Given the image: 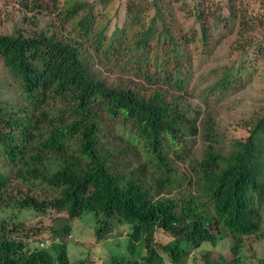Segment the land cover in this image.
I'll return each mask as SVG.
<instances>
[{
  "label": "trees",
  "instance_id": "obj_1",
  "mask_svg": "<svg viewBox=\"0 0 264 264\" xmlns=\"http://www.w3.org/2000/svg\"><path fill=\"white\" fill-rule=\"evenodd\" d=\"M44 1L56 7L45 28L0 34L12 95L0 102V264H96L72 262L66 243L89 213L97 242L118 227L128 238L104 264H251L243 248L264 242V94L233 139L188 96L198 58L232 24L231 63L209 73L204 100L264 70V0H124L113 17L111 0ZM11 202L49 212V237L31 246L10 230ZM224 232L229 254L202 248Z\"/></svg>",
  "mask_w": 264,
  "mask_h": 264
},
{
  "label": "rangeland",
  "instance_id": "obj_2",
  "mask_svg": "<svg viewBox=\"0 0 264 264\" xmlns=\"http://www.w3.org/2000/svg\"><path fill=\"white\" fill-rule=\"evenodd\" d=\"M0 0V34H14L16 31L25 35H32L38 29L45 28L54 17L56 7L48 8L44 0ZM98 2L99 0H89ZM124 0H111L106 6V11L110 17H113L116 11L121 8ZM193 5L196 0H188ZM222 3V0H217ZM40 5L36 7L35 3ZM103 8V6H101ZM235 31L237 26L232 24L228 28H224L221 34L227 35L217 51L212 57L198 58L197 79H201L194 85V91L188 100L197 109L203 110L204 117H210L211 122L220 132H227L229 139L243 137L246 130L241 127L254 110L260 104V99L264 94V70L248 73L251 76L241 91L229 92L223 99L218 100L217 94H211L208 97L209 102L204 100L210 84L209 73L217 67L231 63L230 45L235 39ZM232 32V34H228ZM236 59V57L234 58ZM104 73L109 75L104 69ZM7 71L0 65V102H8L12 97L9 94V88L4 86V78ZM111 76V75H110ZM113 78V76H111ZM8 83V82H7ZM208 106L213 112H209ZM213 113V114H209ZM175 194V192H173ZM1 217L4 218L7 227L12 230L16 229L15 234L19 237L29 236L32 241L31 246L41 243L45 237L51 234L50 223L51 216L48 212L45 216L38 215L36 212L28 209L20 208L18 202L9 203L3 211ZM58 220V224H59ZM39 223L40 226H39ZM56 225V223H55ZM98 221L94 214H85L80 218L72 220L68 226V233L71 236L67 240L68 255L72 262L82 259H92L96 264H104L108 262L113 255L127 254V236L121 232L125 228L118 227L106 241L97 242L95 238V230L98 227ZM45 235V236H44ZM68 235V236H69ZM219 240L215 247L209 243H205L202 248L213 250L218 253H230V247L233 241L225 232L220 234ZM158 242H167L169 239L161 233L156 235ZM198 251V250H197ZM243 252L251 261V264H264V242L254 240L251 244H247L243 248Z\"/></svg>",
  "mask_w": 264,
  "mask_h": 264
},
{
  "label": "built area",
  "instance_id": "obj_3",
  "mask_svg": "<svg viewBox=\"0 0 264 264\" xmlns=\"http://www.w3.org/2000/svg\"><path fill=\"white\" fill-rule=\"evenodd\" d=\"M48 244H49V242L47 241V242L43 243L42 246H46Z\"/></svg>",
  "mask_w": 264,
  "mask_h": 264
}]
</instances>
